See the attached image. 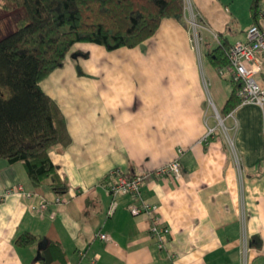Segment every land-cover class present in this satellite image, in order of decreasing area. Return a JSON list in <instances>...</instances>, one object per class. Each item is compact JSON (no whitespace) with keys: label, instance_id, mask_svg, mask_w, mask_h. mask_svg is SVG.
<instances>
[{"label":"crops","instance_id":"crops-1","mask_svg":"<svg viewBox=\"0 0 264 264\" xmlns=\"http://www.w3.org/2000/svg\"><path fill=\"white\" fill-rule=\"evenodd\" d=\"M190 2L203 25L199 49L189 24L164 18L134 48L75 44L41 82L72 138L50 153L68 192L36 191L22 163L0 160V264H244L245 252L247 264H264V108L239 105L219 128L231 76L207 57L245 41L258 9L253 0ZM177 156L179 178L149 176L141 188L170 228L160 246L149 214L130 213L132 196H117L107 215L111 173H147ZM26 233L36 241L19 245Z\"/></svg>","mask_w":264,"mask_h":264},{"label":"trees","instance_id":"trees-1","mask_svg":"<svg viewBox=\"0 0 264 264\" xmlns=\"http://www.w3.org/2000/svg\"><path fill=\"white\" fill-rule=\"evenodd\" d=\"M260 1L253 0L256 15ZM2 7L22 9L24 15L14 31L0 38V160L22 163L36 191L61 196L67 194L68 185L50 153L69 146L72 138L65 115L41 82L77 43H94L109 51L134 48L150 38L164 18L186 22L185 1L3 0ZM229 47L223 44L207 54L217 70L227 67ZM230 83L223 116L241 101L238 83L232 77ZM35 241L26 233L16 242Z\"/></svg>","mask_w":264,"mask_h":264},{"label":"built area","instance_id":"built-area-1","mask_svg":"<svg viewBox=\"0 0 264 264\" xmlns=\"http://www.w3.org/2000/svg\"><path fill=\"white\" fill-rule=\"evenodd\" d=\"M185 19L191 27V39L194 47L199 49L202 43L200 30L203 25L199 21L198 14L194 10L190 0H185ZM187 17V18H186ZM228 65L226 68L230 76L239 85L238 95L240 105L255 104L264 108V88L256 81L255 76L261 71L259 58L264 55V0L259 5L257 21L246 31V40L232 44L226 51ZM224 69H219V74H223ZM214 130L210 129L208 135ZM182 174L180 156L165 163L153 171L129 175L123 173L119 168H115L111 176L113 178L109 186L112 201L108 208L107 215L111 216L117 207L116 197L119 195H130L133 201L128 205V209L134 216L146 213L149 214L151 226L150 234L157 240L160 246L170 234V228L163 225L158 215V207L144 201L141 197V188L149 176H169L179 178ZM8 192H12L8 190ZM45 205H42L44 207ZM99 237L105 241L111 238L105 233H100ZM244 264H247L246 252L244 253Z\"/></svg>","mask_w":264,"mask_h":264},{"label":"rangeland","instance_id":"rangeland-1","mask_svg":"<svg viewBox=\"0 0 264 264\" xmlns=\"http://www.w3.org/2000/svg\"><path fill=\"white\" fill-rule=\"evenodd\" d=\"M2 1L3 0H0V38L14 31L16 29L17 20L24 15V11L22 9L13 8L12 10H6L5 8L2 7ZM240 1H243V0H239V1L235 0L236 3L238 2L240 3ZM234 7L236 8V5ZM185 16H188V15H185ZM215 117L217 118L216 120L217 126L219 128H224L223 126L224 116L216 112Z\"/></svg>","mask_w":264,"mask_h":264},{"label":"water","instance_id":"water-1","mask_svg":"<svg viewBox=\"0 0 264 264\" xmlns=\"http://www.w3.org/2000/svg\"><path fill=\"white\" fill-rule=\"evenodd\" d=\"M47 240L43 239L38 245V258H41V251L46 247Z\"/></svg>","mask_w":264,"mask_h":264}]
</instances>
